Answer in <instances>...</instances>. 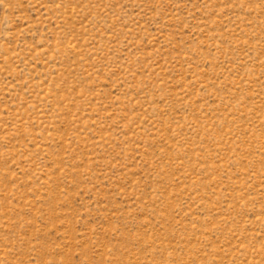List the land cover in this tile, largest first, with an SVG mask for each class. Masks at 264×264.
<instances>
[{
    "label": "rangeland",
    "instance_id": "1",
    "mask_svg": "<svg viewBox=\"0 0 264 264\" xmlns=\"http://www.w3.org/2000/svg\"><path fill=\"white\" fill-rule=\"evenodd\" d=\"M0 264H264V0H0Z\"/></svg>",
    "mask_w": 264,
    "mask_h": 264
}]
</instances>
